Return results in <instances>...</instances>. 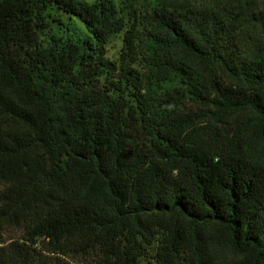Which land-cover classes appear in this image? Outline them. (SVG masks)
<instances>
[{"label":"trees","instance_id":"16d2710c","mask_svg":"<svg viewBox=\"0 0 264 264\" xmlns=\"http://www.w3.org/2000/svg\"><path fill=\"white\" fill-rule=\"evenodd\" d=\"M147 257L264 264V0H0V264Z\"/></svg>","mask_w":264,"mask_h":264},{"label":"rangeland","instance_id":"374dc122","mask_svg":"<svg viewBox=\"0 0 264 264\" xmlns=\"http://www.w3.org/2000/svg\"><path fill=\"white\" fill-rule=\"evenodd\" d=\"M83 1H86L88 3H92V2H95L97 0H83ZM114 1L118 2L119 0H114ZM121 46H122V38L119 36L110 44V46L108 48V55L110 57L116 58L121 52V50H120ZM144 264H157V263H155L152 259L147 257Z\"/></svg>","mask_w":264,"mask_h":264}]
</instances>
